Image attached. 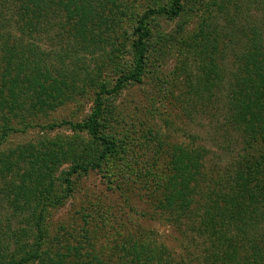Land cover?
Segmentation results:
<instances>
[{"label":"trees","instance_id":"16d2710c","mask_svg":"<svg viewBox=\"0 0 264 264\" xmlns=\"http://www.w3.org/2000/svg\"><path fill=\"white\" fill-rule=\"evenodd\" d=\"M154 1L0 0L2 136L18 132L14 123H20L24 130L40 127L56 131L66 122L40 126L29 120L45 117L42 112L48 92L60 106L84 96L86 88L93 94L92 111L83 122L67 126L85 132L100 147L95 154L72 159L70 169L61 171L62 186L57 192L53 189V172L57 164L74 156L71 148L65 152L53 143L44 153L32 151L33 146L0 157V183L6 184L5 196L13 197L11 204H18L23 212L33 210L29 213L30 224L37 233V242L29 249H20L19 253L14 250L12 254L0 250V264H40L46 216L71 197L72 177L100 170L115 154L116 144L101 135L108 102L127 86L143 82L158 20L178 19L185 10V0H167L158 7ZM214 6L216 2L210 1L209 8ZM224 8L222 1L219 11ZM123 22L130 24V32L118 30ZM231 25L236 26L234 22ZM253 25L231 29L229 38L222 30L229 41L238 39L236 48H241L232 55L235 59L231 69L222 60L229 51L221 40L224 37L214 27V35L210 34L206 21L199 30L184 34L174 44L185 59L175 69L174 81L179 83V72L186 73L188 95H200L206 103L226 107L228 121L220 128L227 148L234 146L231 164L218 169L208 162L209 152L204 147L174 146L168 156L161 157L165 183L158 185L156 181L152 189L146 177L156 179L161 174L152 173V169L143 174L149 200L155 204V212L161 211L157 216L142 215L144 220L166 222L182 239L197 241L199 247L194 249L199 253L189 252L183 245L181 254H176L151 231L135 227L134 222L129 226L120 216L115 220L121 236L95 256V264H191L196 257L201 264H264V33ZM125 57L131 61V70L125 72L116 64L115 85L107 89L101 83L106 64ZM102 58L107 60L104 65L98 63ZM91 60L93 70L89 68ZM189 63L197 70L196 80L191 79L189 68H184ZM220 95H225L223 103ZM230 131L236 133L235 139ZM34 206L39 210L34 211ZM48 262L73 264L54 257Z\"/></svg>","mask_w":264,"mask_h":264},{"label":"rangeland","instance_id":"374dc122","mask_svg":"<svg viewBox=\"0 0 264 264\" xmlns=\"http://www.w3.org/2000/svg\"><path fill=\"white\" fill-rule=\"evenodd\" d=\"M210 1L212 0H202L200 4V0H185V10L178 19L158 20L159 26L154 32V46L147 60L143 82L127 86L120 94L115 95L108 102L110 108L101 122V135L116 144L115 154L100 170L72 177L71 197L64 201L60 209L52 210L46 216L40 264H49L48 260L52 261V257L56 261L62 259L73 264H95V256L104 253L121 236V227L115 220L120 216L124 217L129 226L134 222L135 227L140 226L151 231L157 240L176 254H181L183 245L189 252L199 253L198 249H194L199 247L197 241L182 239L166 222L144 220L142 215L157 216L161 211L155 212V204L149 200V190L143 185V174L149 169L154 174H157L156 171L161 174L156 179L153 176L146 177L152 189L156 181L158 185L165 183L166 177H162L164 162L161 157L168 156L174 146L204 147L209 152L208 162L217 165L218 169L231 164L235 158V153L231 150H234V146L231 144L227 148V142L223 139L224 132L220 128L228 121L226 107L206 103L200 95H188L186 73L179 72V83L174 81L175 69L185 62L180 49L174 44L184 34L187 36L199 30L201 23L206 21L210 34L214 35V27L224 37L220 39L229 51H225L222 60L226 68L231 69L232 60L235 59L232 55L238 54L241 48H236L238 39L232 42L227 37H230L231 29L251 27L252 24L264 33V0H213L216 6L209 8ZM222 1L225 2L227 10L224 8L219 11ZM154 2L158 7L165 5L167 0ZM233 22L235 27L231 25ZM129 27L128 22H123L118 30L125 32ZM223 29L227 32V37L222 32ZM45 45L43 43V49L46 48ZM128 58L125 57L119 62L117 59L112 65L104 58L98 61L103 65L107 63L104 69L106 74L101 78V83L107 89L110 90L115 85L113 68L116 64L125 72L131 70V61ZM93 66L91 60L89 68L93 70ZM186 67L189 68L191 79L196 80L198 74L195 66L189 63L184 68ZM92 95V91L85 88L84 96L59 106L57 100L48 92L45 110L42 112L45 117L30 118L29 122L38 123L40 126L47 122L60 126L61 123L66 124L50 132L40 127L24 130L20 123L17 126L14 123L18 132L9 133L6 137L0 132V157L33 146L32 151L44 153L47 152V146L53 143L61 145L65 152L71 148L75 152L74 156L63 163L59 160L60 163L56 165L55 173L53 172V189L55 192L61 190V171L70 169L72 159L95 154L100 149L85 132H77L67 126V123H81L88 118L92 111ZM223 96L220 95L221 103ZM109 98L111 97L107 99ZM229 133L233 139L237 137L235 132ZM43 145L45 146L42 148ZM154 164L157 165L154 167ZM5 185L0 183V203L3 208L0 216V250L8 254H12L14 250L19 253L20 249H29L37 242L36 230L30 224L32 218L29 213L33 210L28 213L23 212L18 204L14 207L11 204L14 198L5 196ZM33 209L39 210L35 206ZM196 258L191 264H201L199 258Z\"/></svg>","mask_w":264,"mask_h":264}]
</instances>
